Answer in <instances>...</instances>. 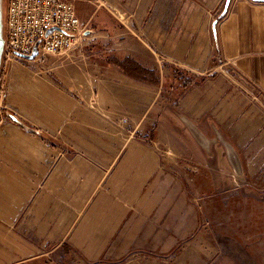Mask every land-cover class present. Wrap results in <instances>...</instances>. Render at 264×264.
Listing matches in <instances>:
<instances>
[{
	"label": "crops",
	"instance_id": "crops-1",
	"mask_svg": "<svg viewBox=\"0 0 264 264\" xmlns=\"http://www.w3.org/2000/svg\"><path fill=\"white\" fill-rule=\"evenodd\" d=\"M92 1L112 21L96 20L104 27L90 32L89 53L5 69L4 111L48 141L0 125V264H52L44 257L63 246L84 264L123 263L186 216L181 188L147 142L148 127L166 139L151 118L158 91L106 56L130 58L161 81L164 65L202 79L194 84L226 67L264 96V2L231 0L214 35L225 0Z\"/></svg>",
	"mask_w": 264,
	"mask_h": 264
},
{
	"label": "rangeland",
	"instance_id": "rangeland-1",
	"mask_svg": "<svg viewBox=\"0 0 264 264\" xmlns=\"http://www.w3.org/2000/svg\"><path fill=\"white\" fill-rule=\"evenodd\" d=\"M92 2L75 1L83 36L73 50L89 53L90 32L104 27L96 20L112 21L104 10L94 14ZM6 7L7 0H0L2 39ZM164 72L163 82L169 74ZM203 77L206 82L179 89L186 97L161 80L151 86L158 91L151 118L162 120L166 139L161 138L162 147L151 131L155 127H148L147 142L157 146L163 170L181 188L186 216L170 219V233L148 236V249L133 251L119 264H264V96L226 67ZM3 107L4 100L5 120ZM155 226L159 229L157 221ZM44 258L52 264H84L67 246Z\"/></svg>",
	"mask_w": 264,
	"mask_h": 264
},
{
	"label": "built area",
	"instance_id": "built-area-1",
	"mask_svg": "<svg viewBox=\"0 0 264 264\" xmlns=\"http://www.w3.org/2000/svg\"><path fill=\"white\" fill-rule=\"evenodd\" d=\"M77 0H7L5 37L0 64V125L5 95V63L43 64L51 56L73 50L83 31L76 13ZM53 30L50 34L48 32ZM36 51L37 55L29 60Z\"/></svg>",
	"mask_w": 264,
	"mask_h": 264
},
{
	"label": "trees",
	"instance_id": "trees-1",
	"mask_svg": "<svg viewBox=\"0 0 264 264\" xmlns=\"http://www.w3.org/2000/svg\"><path fill=\"white\" fill-rule=\"evenodd\" d=\"M106 58H108L107 59L108 63H111L115 66H118L124 72L125 75L129 76L132 79H135L139 82H143L149 86H156L160 83V74L158 72L146 71V70L140 68V66L138 64H136L130 58H118L115 56H112V57L106 56ZM164 66L168 70L169 74L166 77V79L164 80V82L162 80L163 86L170 88V91L175 90L174 92H176V93L178 92V96L183 95V97H185V94L182 93L181 90H179L180 88L185 90L187 85L189 84V82L193 81L192 83H195L197 80H202L199 78L195 79L194 78L195 76L190 75V74L185 73V72H182V71H180L174 67H171L168 65H164ZM3 113L5 115L4 116L5 120H7V121H10L9 116H11V115L14 116L13 114L6 113L5 111ZM10 122H12V121H10ZM21 123H22V126L21 125H18V126L21 127L23 130L27 131L30 134L40 136L44 141H48V137L42 131L35 129V128H32L23 122H21ZM174 251H175V248L172 249L171 254H173ZM130 254H133V250H131L128 255H130ZM168 255H170V253ZM126 259H127V256L122 258L120 260V262H125Z\"/></svg>",
	"mask_w": 264,
	"mask_h": 264
},
{
	"label": "water",
	"instance_id": "water-1",
	"mask_svg": "<svg viewBox=\"0 0 264 264\" xmlns=\"http://www.w3.org/2000/svg\"><path fill=\"white\" fill-rule=\"evenodd\" d=\"M230 1L231 0H225V3H224V7H223V10L221 11V13L218 15V17L213 21V24H212V31L215 35V27H216V24L217 22L222 19L226 13H227V10H228V7H229V4H230ZM254 2H264V0H252ZM1 27H2V18H1V14H0V34H1ZM53 30H50L48 32V34H50ZM3 42H4V39H2V37L0 36V64H1V60H2V46H3ZM37 55L36 51H33L32 55L30 57H28L29 60H32L35 56ZM9 120L12 121L13 123L17 124V125H21L22 126V123L21 121L15 117V116H9ZM231 157V156H230ZM236 164V162H234Z\"/></svg>",
	"mask_w": 264,
	"mask_h": 264
}]
</instances>
